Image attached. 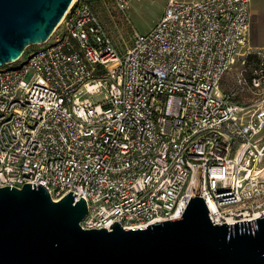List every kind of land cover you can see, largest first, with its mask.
I'll return each mask as SVG.
<instances>
[{
    "label": "built area",
    "instance_id": "2783aa9c",
    "mask_svg": "<svg viewBox=\"0 0 264 264\" xmlns=\"http://www.w3.org/2000/svg\"><path fill=\"white\" fill-rule=\"evenodd\" d=\"M132 1L112 0L127 17ZM251 21L250 0H168L120 53L91 0H74L45 43L0 66V186L74 191L85 229L179 218L194 195L218 224L264 215V45ZM242 90L254 99L239 102Z\"/></svg>",
    "mask_w": 264,
    "mask_h": 264
},
{
    "label": "water",
    "instance_id": "95a60500",
    "mask_svg": "<svg viewBox=\"0 0 264 264\" xmlns=\"http://www.w3.org/2000/svg\"><path fill=\"white\" fill-rule=\"evenodd\" d=\"M73 1L0 0V66L45 43ZM75 194L0 186V264H264V215L218 224L194 195L179 218L85 229L87 202Z\"/></svg>",
    "mask_w": 264,
    "mask_h": 264
},
{
    "label": "rangeland",
    "instance_id": "374dc122",
    "mask_svg": "<svg viewBox=\"0 0 264 264\" xmlns=\"http://www.w3.org/2000/svg\"><path fill=\"white\" fill-rule=\"evenodd\" d=\"M167 2L168 0H133L128 17L115 8L112 0H96L93 5L116 49L124 53L132 44L135 31L145 33L155 26L163 15ZM250 11L254 14L250 30L251 42L254 45H263L264 0H250ZM28 52L25 57H28ZM237 67L238 62H235L223 77L221 84L223 91H229L234 85ZM236 98L241 103H249L254 96L248 90H242Z\"/></svg>",
    "mask_w": 264,
    "mask_h": 264
},
{
    "label": "crops",
    "instance_id": "0c3cea01",
    "mask_svg": "<svg viewBox=\"0 0 264 264\" xmlns=\"http://www.w3.org/2000/svg\"><path fill=\"white\" fill-rule=\"evenodd\" d=\"M252 16H254V14H252ZM254 18V17H253ZM251 25H252V21H251ZM250 30H251V28H250ZM264 45V44H263Z\"/></svg>",
    "mask_w": 264,
    "mask_h": 264
},
{
    "label": "trees",
    "instance_id": "16d2710c",
    "mask_svg": "<svg viewBox=\"0 0 264 264\" xmlns=\"http://www.w3.org/2000/svg\"><path fill=\"white\" fill-rule=\"evenodd\" d=\"M94 1H96V0H91L92 3H93Z\"/></svg>",
    "mask_w": 264,
    "mask_h": 264
}]
</instances>
